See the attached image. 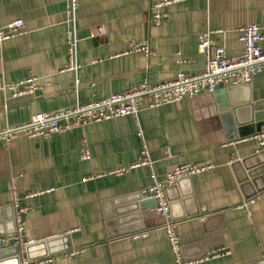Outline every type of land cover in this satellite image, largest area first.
I'll return each instance as SVG.
<instances>
[{"label":"crops","instance_id":"1","mask_svg":"<svg viewBox=\"0 0 264 264\" xmlns=\"http://www.w3.org/2000/svg\"><path fill=\"white\" fill-rule=\"evenodd\" d=\"M157 1L78 0L80 67L75 76L63 70L68 61L66 0H0L2 25L15 18L25 23L20 34L0 44V72L7 83L34 76L42 84L18 97L9 92L4 97L0 92V130L24 124L34 114L123 92L143 81L156 84L179 71L200 72L205 59L197 48V34L207 28L217 31L212 37L227 55L241 51L240 26L260 24L264 36V0H177L155 7ZM154 12L166 14L159 25L149 22ZM100 26L105 30L102 34ZM130 41L147 44L150 54L125 52ZM235 95L240 101L248 97L253 106L263 101L264 70ZM194 98L150 107V99L144 97L138 111L157 179L180 164L204 167L183 184L193 196L188 210L197 212L176 220L184 259L191 264H260L264 261V193L250 204V216L245 209L235 208L254 187L239 179L241 168L236 167L244 165H232L256 154L258 145L250 136L221 142L213 128L201 131L196 116L200 106L195 107ZM136 131L135 118L125 115L47 138L19 133L10 141L0 139V211H12L10 178L20 176L16 183L19 204L28 207L22 214L24 236L37 242L67 234L72 244L71 250L47 256L43 264H176L163 218L154 207L138 218L124 215L121 223L106 224V216L126 208L138 191L151 185L147 166L86 179L94 172L135 162L141 151ZM83 140L90 152L87 160L79 158ZM261 177L257 186H264ZM38 191L42 192L28 196ZM9 229L4 227L5 232ZM141 231L146 236L133 238ZM10 245L12 240L6 246ZM207 245L211 249L226 246L230 253L196 260Z\"/></svg>","mask_w":264,"mask_h":264},{"label":"built area","instance_id":"2","mask_svg":"<svg viewBox=\"0 0 264 264\" xmlns=\"http://www.w3.org/2000/svg\"><path fill=\"white\" fill-rule=\"evenodd\" d=\"M177 0H158L154 6L161 7L169 5ZM67 15V50L68 61L64 67V71L72 72L75 76L80 67L78 62V38L76 35V10L78 0H66ZM166 16L164 12H154L149 16V22L159 25L161 20ZM25 27L22 18H15L8 23L2 25L0 23V44L9 38L20 34ZM263 27L257 23L246 24L238 28V39L242 44L241 51L237 54L227 55L224 50L218 47L212 34L217 32L211 29H205L197 34V48L203 54L205 59L204 68L197 73L186 74L177 72V74L161 83L150 84L143 81L132 88L123 91L108 94L106 96L92 98L85 102L77 101L73 106L53 112H41L34 114L30 120L24 124L16 126H8L0 130V139L10 141L15 134H22L27 138H47L56 133H64L71 128L85 126L90 123L108 120L125 115H131L136 120L137 136L141 141V151L139 158L127 167H120L110 170L94 172L87 176L86 179L99 178L105 174L121 175L128 170L138 167L147 166L152 175V183L150 186L143 188L140 193L142 200L154 199V211L163 218L162 227L165 231L166 238L169 243L170 250L174 254L176 264H191L193 261L184 259L179 236L176 232V220L171 218L169 201L166 198L165 186H171L179 179L191 176L204 169L191 163H185L175 166L172 170L167 171L162 179H157L153 173V161L143 136V131L138 122L139 103L144 98L150 99V107H158L163 104H171L180 102L185 97L194 98L198 94L212 92L217 84L222 83L224 86L248 84L251 78L264 70V36ZM102 26L99 27V33H104ZM125 52L137 51L143 52L145 55L150 54L147 44L142 42L128 43ZM75 84L78 80L75 78ZM42 84L37 81L34 76H29L16 83L5 82L0 72V92L6 96L7 92L11 97H18L31 94L41 88ZM258 145V150H264V123L258 132L250 136ZM90 157L88 145L83 140L79 158L87 160ZM20 176H12L10 178L11 189L13 194L12 206L14 210L15 233L12 237L0 235V247L8 245L10 240L18 246L19 252H25V246L35 243L36 241L24 236L25 222L22 214L28 211V207L20 206L17 179ZM50 190V189H48ZM42 191L28 194L29 197L40 194ZM264 191L257 192L253 196L245 199L235 208H243L250 216V204L258 198ZM145 231L134 233L133 238H141L146 236ZM230 250L226 246L211 249L206 253L205 259L216 258L227 255ZM202 258V259H203ZM48 257L28 259L26 256L20 257L19 264H43ZM264 264V261H260Z\"/></svg>","mask_w":264,"mask_h":264},{"label":"water","instance_id":"3","mask_svg":"<svg viewBox=\"0 0 264 264\" xmlns=\"http://www.w3.org/2000/svg\"><path fill=\"white\" fill-rule=\"evenodd\" d=\"M246 84H237L224 86L222 83L217 84L212 92H207L201 97L194 98V105L198 107L196 112L197 119L201 122L200 129L204 133L211 128L219 135V141L234 140L253 135L258 132L264 123V100L253 106L248 97L243 100L236 98L235 91L238 88L245 87ZM204 98V99H203ZM223 128L224 131L221 130ZM222 131V132H221ZM224 137L222 136V134ZM239 164L243 167H236L238 176L242 183L253 185V190L247 194L251 197L257 192L263 191L264 186H257V182L264 177V150L258 151L256 154L242 158L234 162L235 167ZM189 176L183 177L176 181L171 186H165L166 198L169 201V209L171 218L177 220L186 216H192L197 212L188 210L189 205L192 204V192L183 189V184L188 180ZM155 206L154 199L142 200L140 191L135 194L130 205L126 208H118L106 216V224H113V222L124 220V215L128 218H138L141 212ZM11 212L3 214L0 211V235L12 237L15 233V220L13 206L11 204ZM180 209V210H176ZM183 209V211H182ZM179 211V213H177ZM9 225L10 229L5 232L4 227ZM138 228V229H142ZM136 229V230H138ZM135 230V231H136ZM124 233V232H121ZM112 234L111 236H116ZM223 245H229L227 242H221ZM211 245H207L204 252L196 256V260L205 257L206 253L211 250ZM72 249V244L67 234L60 235L46 240L37 241L25 246V255L28 259H37L54 255L56 253L67 252ZM182 249V248H181ZM18 246L10 245L0 247V264H19L20 254ZM183 254V250H182Z\"/></svg>","mask_w":264,"mask_h":264}]
</instances>
